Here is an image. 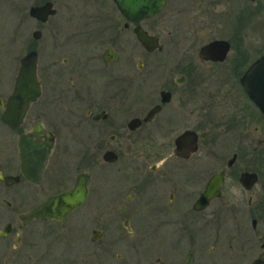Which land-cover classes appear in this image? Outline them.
Here are the masks:
<instances>
[{"label":"flooded vegetation","instance_id":"af4514ba","mask_svg":"<svg viewBox=\"0 0 264 264\" xmlns=\"http://www.w3.org/2000/svg\"><path fill=\"white\" fill-rule=\"evenodd\" d=\"M33 2L41 95L17 128L3 116L18 75L11 93L0 91V264H50L57 250L65 264L75 252L93 264L107 230L112 253L137 232L169 244L148 264H208L214 223L224 264H264V113L243 84L264 56V0H161L152 15L148 0ZM49 2L54 14H31ZM54 19V38L42 39ZM248 28L260 39L239 38ZM24 138L54 141L38 181L22 169ZM74 148L76 173L55 172ZM216 174L222 192L206 204ZM80 175L87 198L64 222H24Z\"/></svg>","mask_w":264,"mask_h":264},{"label":"rangeland","instance_id":"374dc122","mask_svg":"<svg viewBox=\"0 0 264 264\" xmlns=\"http://www.w3.org/2000/svg\"><path fill=\"white\" fill-rule=\"evenodd\" d=\"M17 3H21L22 10H19L16 6ZM33 4V0H0V91L5 92L4 90H7V94L11 93L13 90V85L18 75L21 63L20 59L30 52L32 43H35V39L33 37L35 27L33 22L31 23L29 21L30 19H28V11L30 6ZM231 16L232 17L230 18L234 20L233 28H236L234 15ZM54 20L55 21L49 24L48 29L43 32L44 36L42 39L49 40L54 38L53 34L57 32V30L54 29L57 22L56 19ZM242 20H246L249 24L252 23L251 19L248 20L244 16L241 17L239 23H242ZM53 29L54 31H52ZM68 33H71V31L67 30V34ZM239 38H248L251 41H255L260 39V35L257 34V30L248 28L243 32L242 37ZM41 58H43V55ZM75 148L77 149L78 146ZM75 148L73 153H70V156L63 158L62 161H65L55 168V172L62 173L67 170V173H76L79 165L77 158L78 155L75 154ZM52 164H57L55 155L52 158L51 165ZM20 193L21 195H24L28 192L21 189ZM102 193L92 197L98 205L104 203L102 200L104 193ZM221 205L222 202L218 200L211 208V211L220 208ZM139 213L140 212H138L136 216V224L141 226V223L144 225V222L142 221L147 219V216L145 212L141 211V213ZM215 217L216 216L214 215V219ZM220 224H223L222 219H220ZM218 225L219 223L213 224L214 228H212V239L209 241L208 249L210 247H215L216 250L213 251V263L208 264H224V260L222 259V252L224 251V229L217 228ZM110 238L111 233L107 230L101 244L98 245L100 249V255H98L100 256V261L95 259L93 264H148L149 262H156V258L160 256L157 253L159 249H164L169 246L166 239L161 238L160 240L159 237L146 238L142 237L140 233L135 232L132 236L129 235L126 240H123L124 244L121 243V248H118L120 244L117 243L118 249L115 248L112 253L110 250H107ZM168 239L169 242H172L173 240L172 238ZM61 244L65 247V240L61 242ZM61 244L59 243L56 246ZM75 245L78 246V244ZM86 252H88V250H86ZM118 253L122 254L121 259L117 258ZM63 254V250L55 251L52 255L53 257L49 258L48 262L50 264H65V260L62 261L61 255ZM148 258H150V260ZM69 260L72 262H67L66 264H82L80 261V254L77 252H75L72 256L69 254Z\"/></svg>","mask_w":264,"mask_h":264},{"label":"water","instance_id":"95a60500","mask_svg":"<svg viewBox=\"0 0 264 264\" xmlns=\"http://www.w3.org/2000/svg\"><path fill=\"white\" fill-rule=\"evenodd\" d=\"M148 6L150 7L149 15H152L160 9L161 0H148ZM49 13H55V10H52V3L50 2L44 6L33 7L31 9V14L33 16L42 19H45ZM39 35V32L35 33L36 37H40ZM37 62L38 57L35 52L28 53L21 59L14 92L8 100L7 110L3 116L4 122L12 128H17L22 124L30 105L41 95V86L37 73ZM243 84L250 96L255 100L258 106H260L261 111L264 113V56L257 60L248 69V72L243 78ZM26 138H24V142L21 144L22 169L27 177L38 181L34 176L36 175L39 179L40 175H42L48 162L54 141L50 140L45 146H41L40 144L30 145ZM84 176L85 175H80L75 187L71 190L51 197L43 205L38 206L34 211L22 215L24 222H27L34 217L54 219L59 222H64L68 215L74 209L79 207V205H81L87 198L88 182ZM222 184L223 180L221 174H216L211 179L206 192L202 196V199L206 201V204L212 198L220 196L222 192ZM10 227V225L7 226L5 232L1 235H7Z\"/></svg>","mask_w":264,"mask_h":264}]
</instances>
